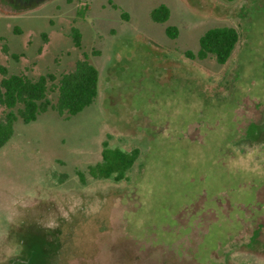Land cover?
<instances>
[{"label":"rangeland","instance_id":"rangeland-1","mask_svg":"<svg viewBox=\"0 0 264 264\" xmlns=\"http://www.w3.org/2000/svg\"><path fill=\"white\" fill-rule=\"evenodd\" d=\"M214 27L238 33L228 61L188 58ZM84 53L95 102L0 149V264H264V0H0L8 74ZM103 144L139 151L120 183L88 173Z\"/></svg>","mask_w":264,"mask_h":264},{"label":"trees","instance_id":"trees-1","mask_svg":"<svg viewBox=\"0 0 264 264\" xmlns=\"http://www.w3.org/2000/svg\"><path fill=\"white\" fill-rule=\"evenodd\" d=\"M150 18L153 22L162 24L169 18V9L161 4L152 9ZM165 33L170 39H175L178 34L173 26L166 27ZM78 38L76 34L74 40L77 47ZM238 39L235 29L214 27L200 36L196 54L185 52V55L198 60L212 57L218 65H224ZM0 74V149L12 138L16 123L35 122L47 112H54L67 118L76 116L91 106L98 94V72L85 53L71 70L60 77L46 74L31 79L22 74H8L1 66ZM138 156L137 149L125 152L118 148L109 149L107 144H103L101 162L88 169V173L95 180L120 183L126 179ZM77 175L84 185V175L80 172H77ZM49 256L48 253L47 264L48 260L51 261Z\"/></svg>","mask_w":264,"mask_h":264}]
</instances>
